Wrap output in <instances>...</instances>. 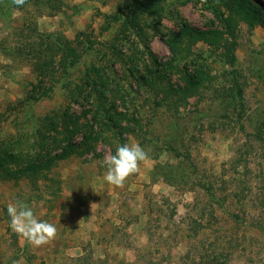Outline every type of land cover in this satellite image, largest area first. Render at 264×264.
<instances>
[{
    "label": "rangeland",
    "instance_id": "rangeland-1",
    "mask_svg": "<svg viewBox=\"0 0 264 264\" xmlns=\"http://www.w3.org/2000/svg\"><path fill=\"white\" fill-rule=\"evenodd\" d=\"M49 1L27 0L17 8L0 0V144L31 134L41 117L68 103L59 84L48 98L29 99L38 81L32 55L44 35L90 41L92 50L67 72L75 85L92 76L93 67L101 69L115 89L111 111L119 117L104 127L94 152L54 169L61 182L57 198L48 194L49 182L39 190L0 182V264H264V24L237 19L232 37L220 19L227 12L216 11L212 0H162L157 18H145L150 24L142 42L112 21L127 0ZM249 2L264 22V0ZM181 24L222 36L215 45L197 41L174 56L165 40L175 38ZM144 45L158 63L172 62L164 79L156 80ZM225 46H232L233 65ZM186 80L198 82L193 95L184 92ZM181 92L187 96L174 109L171 101ZM83 109L93 110L91 102ZM134 142L150 159L123 188L115 187L120 212L94 230L99 220L89 222L87 210L94 200L108 204L112 186L104 180V156ZM158 182L164 192H152ZM16 200L57 227L54 242L35 248L13 238L3 209Z\"/></svg>",
    "mask_w": 264,
    "mask_h": 264
},
{
    "label": "trees",
    "instance_id": "trees-1",
    "mask_svg": "<svg viewBox=\"0 0 264 264\" xmlns=\"http://www.w3.org/2000/svg\"><path fill=\"white\" fill-rule=\"evenodd\" d=\"M161 1L127 0V4L125 3L122 10L112 17V21L113 23L121 22L125 30L145 42L144 39L147 38L145 28H148L150 24L149 22L147 26L145 18L157 16L156 13L162 9ZM212 2L217 8L216 11L224 9L227 12L228 18H224L218 11L221 14L222 24L232 37L235 36L234 24L237 19L243 20L251 27L264 24L259 9L249 0H212ZM109 19L111 20V17ZM221 36L222 33L219 31H202L181 24L175 38L166 39L165 43L172 54L177 56L181 55L184 47L194 42L203 41L209 45H215ZM89 42L82 45L77 40L70 41L61 34H56L54 38L51 35H44L40 39L39 48L32 55V59L35 60L32 70L38 81L29 92V99L34 102L46 99L52 93L54 85L59 84V88L64 90L68 103L62 109L52 110L41 117L31 134L18 133L0 144V182H12L15 185L27 182L26 184L36 190L40 189L41 182H49L50 185H45L50 190L48 194L52 198H57L61 182L55 178L54 169L69 159H82L86 154L94 152L96 143L102 139L101 133L104 127L110 124L115 115L119 117L117 113L113 114L111 111L114 102L110 96L113 98L115 89L108 87L109 80L102 74L101 69L93 67L92 76H86L81 83L75 85L67 72L80 61L83 52L86 54L92 50V44ZM143 47L144 53L148 55L153 65H156L154 69L156 80L164 79L163 70L168 66L171 67L172 62L158 63L148 47L146 45ZM112 49V56H116L117 59L120 52H117L114 44ZM139 53L142 54V51ZM225 57L230 65L235 63L232 46H225ZM59 66L63 72L60 75L58 74ZM150 83L155 85V80ZM148 84L147 81L143 82L144 86ZM187 84L188 87L184 92H190L189 94L193 95L198 82L188 80ZM86 88L89 90L86 91ZM175 92L177 91L173 89L168 91L171 95ZM184 92L180 93L181 96H178L177 100L171 101L174 109H177L182 103V98L187 96ZM116 94L120 92L117 90ZM121 97L119 99L124 100L122 95ZM87 102H91L93 110L83 109ZM158 105L160 106V103ZM73 106H79V113L73 111ZM89 114H91L90 120H88ZM81 120L83 123L80 122ZM87 121L92 123L88 124ZM76 137L80 140L77 141ZM3 210L9 222L7 208ZM12 236L18 239L15 233H12Z\"/></svg>",
    "mask_w": 264,
    "mask_h": 264
},
{
    "label": "clouds",
    "instance_id": "clouds-1",
    "mask_svg": "<svg viewBox=\"0 0 264 264\" xmlns=\"http://www.w3.org/2000/svg\"><path fill=\"white\" fill-rule=\"evenodd\" d=\"M17 7H23L27 0H12ZM150 159L149 153L138 143H125L104 156L103 166L106 171L104 180L117 188H123L127 179L140 170V164ZM9 227L13 233L35 248L51 244L57 239V227L37 218L32 208L23 201H10L7 205ZM14 264H20L15 261Z\"/></svg>",
    "mask_w": 264,
    "mask_h": 264
},
{
    "label": "crops",
    "instance_id": "crops-1",
    "mask_svg": "<svg viewBox=\"0 0 264 264\" xmlns=\"http://www.w3.org/2000/svg\"><path fill=\"white\" fill-rule=\"evenodd\" d=\"M164 190H165V187H163L161 182L156 183L155 186H153L152 188V192H157V191L164 192ZM108 195H107V197L109 198L108 204L104 205V204L99 203L98 200L97 201L94 200L95 202L87 210L89 222L93 223L99 220V222L97 223V226L94 227V230L99 229L98 226L100 225L99 223L102 221V218H106V216H109V215L112 216L113 213L117 214L118 212H120L119 208L116 205L117 198H118V190L116 191V188L114 186H111V190L108 192Z\"/></svg>",
    "mask_w": 264,
    "mask_h": 264
}]
</instances>
